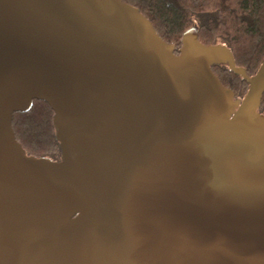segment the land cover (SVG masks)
Here are the masks:
<instances>
[{
	"label": "water",
	"instance_id": "obj_1",
	"mask_svg": "<svg viewBox=\"0 0 264 264\" xmlns=\"http://www.w3.org/2000/svg\"><path fill=\"white\" fill-rule=\"evenodd\" d=\"M263 92L264 62L195 27L176 55L122 0H0V264H264ZM33 101L59 161L15 139Z\"/></svg>",
	"mask_w": 264,
	"mask_h": 264
},
{
	"label": "trees",
	"instance_id": "obj_2",
	"mask_svg": "<svg viewBox=\"0 0 264 264\" xmlns=\"http://www.w3.org/2000/svg\"><path fill=\"white\" fill-rule=\"evenodd\" d=\"M138 9L152 24L155 34L176 52L181 38L190 28L197 29L204 45L225 46L236 68L252 77L264 62V0H122ZM211 70L220 83L243 100L249 85L233 74L227 65H213ZM256 113L264 116V92ZM53 112L45 102L33 101L26 113L12 117L16 141L27 157L60 160L59 143L52 124Z\"/></svg>",
	"mask_w": 264,
	"mask_h": 264
},
{
	"label": "bare ground",
	"instance_id": "obj_3",
	"mask_svg": "<svg viewBox=\"0 0 264 264\" xmlns=\"http://www.w3.org/2000/svg\"><path fill=\"white\" fill-rule=\"evenodd\" d=\"M212 71V70H211ZM213 73V72H212ZM214 74V73H213ZM216 77V76H215ZM217 78V77H216ZM218 79V78H217ZM219 80V79H218ZM220 82V81H219ZM222 85V84H221ZM223 86V85H222ZM224 87V86H223ZM225 88V87H224ZM234 93V92H233ZM234 100H235V95H234Z\"/></svg>",
	"mask_w": 264,
	"mask_h": 264
},
{
	"label": "flooded vegetation",
	"instance_id": "obj_4",
	"mask_svg": "<svg viewBox=\"0 0 264 264\" xmlns=\"http://www.w3.org/2000/svg\"><path fill=\"white\" fill-rule=\"evenodd\" d=\"M176 55H177V52H176Z\"/></svg>",
	"mask_w": 264,
	"mask_h": 264
}]
</instances>
